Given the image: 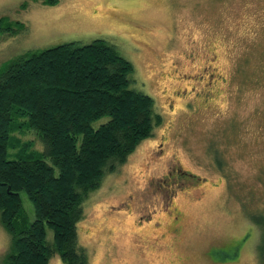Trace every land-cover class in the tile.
<instances>
[{"label":"rangeland","instance_id":"374dc122","mask_svg":"<svg viewBox=\"0 0 264 264\" xmlns=\"http://www.w3.org/2000/svg\"><path fill=\"white\" fill-rule=\"evenodd\" d=\"M0 18L26 27L0 38V65L101 39L163 117L84 203L89 264H217L211 251L241 241L226 264H260L250 217L264 214V0H0ZM177 172L182 185L162 191ZM8 247L0 225V259Z\"/></svg>","mask_w":264,"mask_h":264},{"label":"trees","instance_id":"16d2710c","mask_svg":"<svg viewBox=\"0 0 264 264\" xmlns=\"http://www.w3.org/2000/svg\"><path fill=\"white\" fill-rule=\"evenodd\" d=\"M25 28L0 18V38ZM132 73L101 39L27 51L0 65V225L9 237L0 264H49L55 256L89 264L78 233L84 203L163 121L153 98L130 88ZM250 220L264 264V214ZM209 257L222 261L220 251Z\"/></svg>","mask_w":264,"mask_h":264},{"label":"flooded vegetation","instance_id":"af4514ba","mask_svg":"<svg viewBox=\"0 0 264 264\" xmlns=\"http://www.w3.org/2000/svg\"><path fill=\"white\" fill-rule=\"evenodd\" d=\"M181 173L182 174H179L177 172L175 175L170 174L172 176L170 177V175H169V177H167L163 181L164 184H159L161 190L163 191L165 189V190H168V192H169V191L174 190V188H176V186L182 185L181 181L183 179V172H181ZM184 175L190 177V175H187L185 173H184ZM186 179L188 180V182H191V180H190L191 178H189V179L186 178ZM169 199L171 200V197H169ZM178 219L179 218L176 217V220H178ZM240 250H241L240 244L237 245V246L233 245V246H230V247H227V248H223L222 250H219L220 251V256H222V258H221L222 261L220 260L221 262H219L218 264H226V263H231V262L237 261L238 258H239Z\"/></svg>","mask_w":264,"mask_h":264}]
</instances>
